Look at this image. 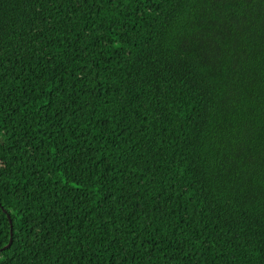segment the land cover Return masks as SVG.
<instances>
[{
    "label": "trees",
    "instance_id": "16d2710c",
    "mask_svg": "<svg viewBox=\"0 0 264 264\" xmlns=\"http://www.w3.org/2000/svg\"><path fill=\"white\" fill-rule=\"evenodd\" d=\"M0 264H264V0H0Z\"/></svg>",
    "mask_w": 264,
    "mask_h": 264
},
{
    "label": "water",
    "instance_id": "95a60500",
    "mask_svg": "<svg viewBox=\"0 0 264 264\" xmlns=\"http://www.w3.org/2000/svg\"><path fill=\"white\" fill-rule=\"evenodd\" d=\"M4 211H5V210H4ZM7 216L9 217L8 214H7ZM9 222H10V226H12V225H11V219H10V217H9ZM11 241H12V230L10 231V239H9V242L6 244L5 247H9L10 244H11Z\"/></svg>",
    "mask_w": 264,
    "mask_h": 264
}]
</instances>
